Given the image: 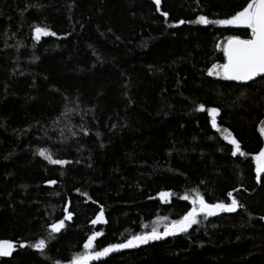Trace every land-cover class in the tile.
<instances>
[{"label":"trees","instance_id":"trees-1","mask_svg":"<svg viewBox=\"0 0 264 264\" xmlns=\"http://www.w3.org/2000/svg\"><path fill=\"white\" fill-rule=\"evenodd\" d=\"M249 2L0 0V242L14 245L0 264H69L93 233L90 252L124 243L182 219L195 195L239 206L89 264H264V76L208 71L229 37H251L211 22ZM37 26L56 35L37 40Z\"/></svg>","mask_w":264,"mask_h":264},{"label":"snow or ice","instance_id":"snow-or-ice-1","mask_svg":"<svg viewBox=\"0 0 264 264\" xmlns=\"http://www.w3.org/2000/svg\"><path fill=\"white\" fill-rule=\"evenodd\" d=\"M156 4H160V0H155ZM166 16L167 13H164ZM200 24H208L209 20L205 16H200L198 21ZM184 23V21H180ZM211 23L220 24V25H236V26H245L247 29L251 30V37L249 39H240L239 36H232L228 38L227 46L223 49L224 55L227 58V62L220 65H213L210 68L209 74L220 75L221 73L226 79L237 80V81H248L252 80L254 77L264 74V0H250L249 3L241 10L236 12L229 19H222L212 21ZM36 39L39 40L42 35H56L54 32H50L46 27L41 28L37 26L34 29ZM220 69L221 71H216ZM200 109H204V105H200ZM210 112L213 114V127H216L215 114L218 112V109L212 108ZM264 132V130H262ZM231 144L235 146L233 155H236L238 152L241 155H244L240 150V144L237 140L232 139ZM40 155H44V152L41 151ZM50 158V157H49ZM256 161L258 164L257 174L264 172V149H262L259 154L256 156ZM53 163L63 164L64 161L53 160ZM50 183H55L54 181ZM161 199H167L171 196L170 192H161L159 193ZM231 196V193H229ZM183 199L188 200L189 197L185 196ZM192 204L194 207L191 211H188L182 219L174 220L170 224H167L163 232L157 230L156 227H153L151 232L143 233L140 235H134L130 239L126 240L124 243L110 244L108 247L102 249V251L96 252H87L80 256L75 257L71 264H88L90 260L100 259L101 257L107 256L113 251H118L120 249L132 248L139 246L140 244H146L149 241L159 240L164 236L176 235L178 233L187 232V230L193 225L196 224L197 215L200 213L205 214V216L216 215L218 212H234L236 211L238 201L232 199L230 204L225 203H215L209 204L205 201L203 196H197L192 199ZM72 213L69 211L67 213L66 219H71ZM104 211L100 210L99 214L96 216V219L92 223H97L103 221ZM65 226L64 220H60L58 223H53L51 225V231L53 233L59 232ZM101 233H93L92 236H89L87 242L84 244L85 249H91L93 246V241ZM35 248L43 250L45 248V241L40 240L37 244L34 245ZM13 245L10 242L4 241L0 242V256H8L11 253Z\"/></svg>","mask_w":264,"mask_h":264},{"label":"rangeland","instance_id":"rangeland-1","mask_svg":"<svg viewBox=\"0 0 264 264\" xmlns=\"http://www.w3.org/2000/svg\"><path fill=\"white\" fill-rule=\"evenodd\" d=\"M223 26H230V25H223ZM235 26V25H234ZM227 42H228V40H226V41H224L222 44H221V49L223 50L226 46H227ZM220 66H222V65H220ZM216 71H221L220 69H216ZM210 75V74H209ZM210 76H212V77H216V78H225L224 76H223V74L221 73L220 75H217V74H215V72L213 73V74H211ZM226 79V78H225ZM262 130H264V124H263V126L261 127V133H262V135H263V137H264V132H262ZM221 136L225 139V141H227L229 144H231L230 143V141L232 140V139H235L233 136H232V134L228 131V130H226V129H221ZM236 140V139H235ZM232 146H233V148H234V150H235V146L233 145V144H231ZM237 154H239V152L237 153ZM44 157H45V159H48V160H50V161H52L49 157H48V155H43ZM255 163H256V170H257V167H258V164H257V161H256V157H255ZM197 196L195 195V196H193V199L194 198H196ZM163 200H165V199H163ZM219 213V212H218ZM201 214V213H200ZM199 215V214H198ZM197 215V216H198ZM171 222H168L166 219H158V220H156V221H154L151 225H150V227H149V229H150V232H151V230H152V228L153 227H156L157 228V230L158 231H160V232H163L164 231V228H165V226L167 225V224H170ZM179 234V233H178ZM177 235V234H176ZM169 236H173V235H169ZM169 236H164V237H162L161 239H163V238H166V237H169ZM150 242V241H149ZM141 245H144V244H140L139 246H141ZM87 252H90V250L89 249H87V251L85 252V253H87ZM113 252H116V251H113ZM113 252H111V253H113ZM84 253V254H85ZM111 253H109V254H111ZM108 254V255H109ZM104 257H106V256H104ZM104 257H101V258H104ZM100 258V259H101ZM93 260H95V259H93ZM92 260H90L89 262H88V264L91 262ZM69 264H71V263H69Z\"/></svg>","mask_w":264,"mask_h":264},{"label":"water","instance_id":"water-1","mask_svg":"<svg viewBox=\"0 0 264 264\" xmlns=\"http://www.w3.org/2000/svg\"><path fill=\"white\" fill-rule=\"evenodd\" d=\"M236 27L246 29L245 26H236ZM47 36L48 35H42L39 40H41L42 38L47 37ZM35 37H36V35H35ZM226 62H227V58H226ZM263 76H264V74H261L260 76L254 77L252 80H248V81H237V80H231V81L236 82V83L245 84V83H248V82H252V81H254V80H256V79H258L260 77H263ZM55 184L56 183H49L48 186H54ZM101 225H104V221H100V222H97V223L94 224V226H101ZM13 247H14V245H13Z\"/></svg>","mask_w":264,"mask_h":264}]
</instances>
